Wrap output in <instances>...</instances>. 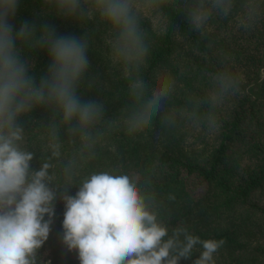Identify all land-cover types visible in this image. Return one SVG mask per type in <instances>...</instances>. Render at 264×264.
<instances>
[{
  "label": "clouds",
  "instance_id": "obj_1",
  "mask_svg": "<svg viewBox=\"0 0 264 264\" xmlns=\"http://www.w3.org/2000/svg\"><path fill=\"white\" fill-rule=\"evenodd\" d=\"M157 2L43 0L46 11L107 26L110 52L122 69L128 97L119 116L107 117L103 101L82 100L78 94L81 87L91 89L96 78L85 79L90 67L87 34L58 35L48 24L37 28L28 21L15 30L11 19L19 0H0V264H42L37 253L48 239L58 195L65 207L63 243L78 253L80 264H179L197 245L202 251L193 264H214L224 241L202 240L184 227L170 233L135 175L123 168L81 175L111 130L122 126L135 132L158 118L166 130L185 124L215 131L221 110L240 91V79L226 56L208 73L205 91L187 95L181 108L174 106L173 79L159 73L145 79L151 41L143 21L145 10ZM182 14L189 29L202 37L214 17L232 18L237 27L251 31L264 23V0H183ZM41 49L50 64L37 83L24 53ZM39 106L52 113L41 125L51 143L34 170L30 162L35 153L18 119ZM65 143L71 148L67 153ZM73 185H79L75 195L66 194Z\"/></svg>",
  "mask_w": 264,
  "mask_h": 264
},
{
  "label": "trees",
  "instance_id": "obj_2",
  "mask_svg": "<svg viewBox=\"0 0 264 264\" xmlns=\"http://www.w3.org/2000/svg\"><path fill=\"white\" fill-rule=\"evenodd\" d=\"M182 4L183 0H158L149 8L165 26L154 29L148 17L143 21L151 41L143 75L148 80L158 73L173 79L174 106L181 108L187 95L205 91L208 73L226 56L240 79V91L221 110L219 127L209 132L181 124L166 130L158 118L152 126L135 132L117 127L104 136L81 175L123 168L154 199V211L170 233L184 227L202 240L224 241L214 254V264H264V23L245 31L232 18L214 17L208 35L202 37L189 29ZM24 21L37 28L48 24L58 35L87 34L90 67L85 79L96 78L91 89L81 87L78 94L82 100L103 101L107 117L119 116L128 99L127 82L111 55L105 24L56 15L46 11L43 0H19L11 23L18 30ZM24 58L38 83L50 64L46 49L25 51ZM51 115L48 108L39 106L18 119L29 150L35 153L30 162L34 170L40 168L51 143L41 126ZM65 138L62 131L61 139ZM70 150L65 143V152ZM78 188L73 185L66 194L74 196ZM54 205L51 230L38 250V259L42 264H80L78 253L63 243L65 207L59 195ZM45 250L47 260L42 261ZM200 251L197 245L192 256L179 264H193Z\"/></svg>",
  "mask_w": 264,
  "mask_h": 264
},
{
  "label": "rangeland",
  "instance_id": "obj_3",
  "mask_svg": "<svg viewBox=\"0 0 264 264\" xmlns=\"http://www.w3.org/2000/svg\"><path fill=\"white\" fill-rule=\"evenodd\" d=\"M145 17L149 18L151 25L154 29H161L165 26L163 19H161L159 14L156 12H153V11H150L149 9H146L145 10ZM189 131H191V130H189ZM187 135H186V138L189 139V137ZM47 256H48V251L47 250L43 251L42 261H46Z\"/></svg>",
  "mask_w": 264,
  "mask_h": 264
}]
</instances>
